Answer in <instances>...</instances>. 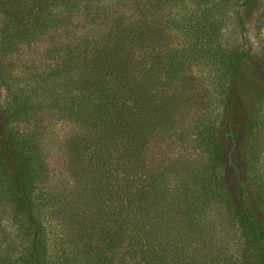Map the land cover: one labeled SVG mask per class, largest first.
Instances as JSON below:
<instances>
[{
	"label": "trees",
	"instance_id": "obj_1",
	"mask_svg": "<svg viewBox=\"0 0 264 264\" xmlns=\"http://www.w3.org/2000/svg\"><path fill=\"white\" fill-rule=\"evenodd\" d=\"M78 15L90 28L50 50V70L11 78L10 53ZM251 22L264 29V0H0V264H264V84L247 151L223 172L235 96L264 68V47L243 41ZM194 106L182 153L151 168V141ZM41 110L77 126L58 185L42 127H23Z\"/></svg>",
	"mask_w": 264,
	"mask_h": 264
},
{
	"label": "rangeland",
	"instance_id": "obj_2",
	"mask_svg": "<svg viewBox=\"0 0 264 264\" xmlns=\"http://www.w3.org/2000/svg\"><path fill=\"white\" fill-rule=\"evenodd\" d=\"M173 11H166L163 18L173 16ZM161 19H163L160 16ZM74 28L63 27L43 36L29 44H21L16 50L8 55L6 59L10 66L11 78L16 77V81L23 80L24 77L34 76L38 72L48 71L54 65L56 56L50 54V50L57 45L63 46L66 42L69 33L77 29V33L83 34L90 28L87 22L86 15H78L74 18ZM94 34V33H93ZM241 37L238 29L231 28L228 33V43L236 41L237 37ZM237 36V37H236ZM172 41L179 44L181 42L178 35L172 36ZM175 39V40H174ZM247 46L254 47L259 54L262 53L264 47V29L258 32L253 22L246 32ZM247 82H249V89L246 97L235 96L234 107L232 111L231 127L233 129L234 138L223 137L222 147L225 153L224 174L229 175L231 169L226 161L229 153L237 159H241L248 147V135L246 131V124L250 116H252L259 107V102L255 97L254 85L264 84V68H251L246 73ZM195 89L199 87H206L208 80L205 72H201L195 68L192 75ZM2 103H6L9 99V94L5 86L1 89ZM197 107H191L187 111L181 112L180 118L176 123L174 135L169 136L163 134L151 141L148 147L149 164L151 168L158 169L164 166L170 159L182 153V142L178 138V132L187 129L193 123L197 115ZM41 122L36 123L32 120L27 126H23L26 130H35L42 127L43 132V146L47 154V159L50 165V182L52 185H58L70 181V173L68 168V157L66 152V140L76 132L77 126L70 120L59 118L57 116L43 113ZM22 128V126H20ZM37 127V128H36ZM261 142L264 137H260ZM260 154H264V146L258 149ZM228 185L234 192L238 193V185L232 179L227 181Z\"/></svg>",
	"mask_w": 264,
	"mask_h": 264
}]
</instances>
